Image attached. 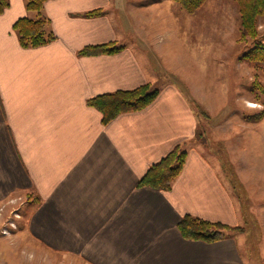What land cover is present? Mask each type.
<instances>
[{
    "label": "crops",
    "instance_id": "crops-1",
    "mask_svg": "<svg viewBox=\"0 0 264 264\" xmlns=\"http://www.w3.org/2000/svg\"><path fill=\"white\" fill-rule=\"evenodd\" d=\"M9 1L0 14V203L28 197L22 235L16 232L33 255L28 262L40 264L44 254L55 263L264 264V198L252 212L239 210L228 165L190 144L198 132L190 97L163 79L146 40L128 37L117 17L122 1L47 0L43 14L55 39L37 47H23L14 29L19 18L37 14L24 0ZM95 9L103 13L85 15ZM112 41L122 50L79 54ZM145 83L159 88L155 100L108 123L88 103ZM254 123L264 127V117ZM179 144L187 158L172 187L139 186ZM261 164L257 180L264 183ZM233 170L242 182L246 171ZM185 214L243 229L215 242L190 240L178 228Z\"/></svg>",
    "mask_w": 264,
    "mask_h": 264
},
{
    "label": "rangeland",
    "instance_id": "rangeland-1",
    "mask_svg": "<svg viewBox=\"0 0 264 264\" xmlns=\"http://www.w3.org/2000/svg\"><path fill=\"white\" fill-rule=\"evenodd\" d=\"M121 1L117 17L128 25V37L146 40L151 45V57L164 67L163 79L173 78L190 97L198 116V132L190 144L218 157L221 166L228 165L239 210L252 212L257 199L264 198V190L258 187L259 183L264 189V183L257 180L256 168L262 161L264 165V127L250 117L263 108L257 101L258 96L263 97L262 91L253 85L257 75L262 82V73L242 60L256 40H240L236 1L206 0L195 13L187 12L173 0ZM113 2L117 4L119 0ZM258 31L264 32V17L258 18ZM193 87L199 90L196 97L190 93ZM227 149L234 150L230 157ZM233 168L246 171L243 183ZM27 199L26 195H18L0 203V252L4 248V264H30L33 256L27 242L16 236V232L22 235ZM2 231L7 233L4 239ZM234 231L229 233L237 235ZM40 262L85 264L66 258L55 263L44 254Z\"/></svg>",
    "mask_w": 264,
    "mask_h": 264
},
{
    "label": "trees",
    "instance_id": "trees-1",
    "mask_svg": "<svg viewBox=\"0 0 264 264\" xmlns=\"http://www.w3.org/2000/svg\"><path fill=\"white\" fill-rule=\"evenodd\" d=\"M28 11L35 12L36 18L28 16L19 18L14 29L23 47H37L55 39V34L49 28V19L43 14V7L47 0H24ZM189 13L197 12L206 0H173ZM240 20V40H256L254 45L244 52L242 60L254 65L263 75L264 73V32L258 31V18L264 17V0H235ZM9 0H0V14L9 6ZM102 9H95L85 13L86 16H97ZM123 46L116 42L87 45L80 50L81 55H95L116 53ZM262 91L263 97L257 101L263 105L260 111L250 115L258 121L264 117V83L258 79L253 83ZM160 90L151 83L128 90H118L104 93L88 100L103 114V122L108 123L120 113L144 109L158 96ZM187 158V151L182 144L177 145L166 156L153 163L147 173L140 179L139 186H150L158 190H169L174 180L181 173ZM32 198V197H31ZM38 201V199H34ZM182 235L190 240L215 242L224 239L230 231L242 230L237 226L216 221H210L191 214H185L178 224Z\"/></svg>",
    "mask_w": 264,
    "mask_h": 264
}]
</instances>
